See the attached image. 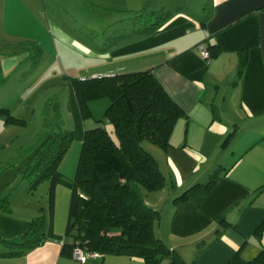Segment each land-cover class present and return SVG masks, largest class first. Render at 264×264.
I'll return each instance as SVG.
<instances>
[{"label":"crops","instance_id":"crops-1","mask_svg":"<svg viewBox=\"0 0 264 264\" xmlns=\"http://www.w3.org/2000/svg\"><path fill=\"white\" fill-rule=\"evenodd\" d=\"M212 1L208 14L205 9L193 15L179 8L171 11L172 19L154 33L144 36L135 30L136 34L131 35L129 29L122 30L121 34H125L122 39L109 42L100 50L98 40L93 45V41L89 43L71 35L58 20L44 18L39 0H0V47L5 48L0 52V104L1 109L9 110L13 117L21 119L22 112L29 108H34V114L38 113L37 103L27 101L26 106L14 107L4 104L1 97L11 93L12 90L7 92V89L12 86L14 75L22 69L25 73L29 67L26 57L21 63L18 61L19 50L27 48L26 42L39 47L46 33L52 34L60 44L75 48L82 59L94 64L93 68H85L91 75L113 76L134 72V69L152 70L186 112L174 129L171 147L156 146L158 148L151 151L162 172L170 181H175L176 187L169 184L160 191L145 194L144 198L150 207L161 212L154 227L156 236L168 247L179 250L188 264H228L241 248L243 258L249 261L264 249V235L262 242L255 236L264 222V189L258 194L264 187V0ZM116 36L114 34L112 39ZM200 44L209 52L210 46L217 45L221 53L207 60L197 50ZM241 50L248 52L243 77L238 75ZM29 69L36 70V74L44 71L41 63ZM60 69L66 76V69L63 66ZM73 107L76 120L83 125L76 96ZM18 130L0 116V144H16ZM231 133H235V137L224 147ZM83 134L81 128V137ZM22 143L25 148V141ZM43 143L36 150H40ZM24 156L21 162L0 174V200L11 198L9 208L0 205V238L4 240L24 236L32 221L39 217L36 204L14 199L20 195L27 198L31 193L22 194L15 189L16 192L10 194V190L19 185L20 173L33 162L36 152ZM218 169H222V175L226 172L227 175L202 204L195 201L174 204L177 196L196 184L207 183ZM222 215L227 216L233 227L214 241L217 219ZM210 242L213 243L209 245ZM201 244L207 247L200 252ZM6 250L8 248L0 242V253ZM63 250V241L54 239L24 255L0 256V264H81L73 259L72 253ZM142 262L107 255L92 258L86 264Z\"/></svg>","mask_w":264,"mask_h":264},{"label":"trees","instance_id":"trees-1","mask_svg":"<svg viewBox=\"0 0 264 264\" xmlns=\"http://www.w3.org/2000/svg\"><path fill=\"white\" fill-rule=\"evenodd\" d=\"M173 16L165 9L151 14L142 13L139 32L144 36L150 35ZM207 21H204V26ZM4 49L0 47V52ZM220 53L219 46H210L211 58ZM238 54V75L243 77L248 52L241 50ZM71 83L85 128L77 173L68 183L72 196L65 236L55 235L53 212L56 187L64 181L58 168L73 141V134L61 131L44 139L42 150L24 171V176L32 183L30 192L43 181L50 182L49 224L46 214L42 213L32 221L24 236L13 240L0 238L8 248L0 256L24 255L47 241L59 239L63 241V251L69 254L80 244L103 256H126L140 259L144 264H188L179 250L168 247L156 236L154 227L161 218V212L150 207L140 191L144 188L148 192H156L169 184L176 187L175 181H170L162 172L157 158L144 147V143L149 142L161 149L170 148L174 129L186 112L172 99L152 70L113 76L72 77ZM105 98L111 103L104 118L97 121L96 127H88L85 122L92 118L90 103ZM0 116L5 117L8 124L26 125L25 120L13 117L9 110L1 109ZM108 125H112L113 132ZM234 137L235 133H231L223 146L229 145ZM225 175L227 172L222 175V169L216 170L207 183L188 188L174 199V204L189 201L202 204ZM263 189L260 188L258 194ZM2 202H6V208L9 206L8 197L0 200L1 206ZM217 222L214 241L233 227L226 215L220 216ZM263 235L264 222L255 231L261 242ZM199 247L201 252L207 245ZM241 249L228 264H264V249L249 261L243 258Z\"/></svg>","mask_w":264,"mask_h":264},{"label":"rangeland","instance_id":"rangeland-1","mask_svg":"<svg viewBox=\"0 0 264 264\" xmlns=\"http://www.w3.org/2000/svg\"><path fill=\"white\" fill-rule=\"evenodd\" d=\"M212 3V0H39L44 18L47 19L48 16L49 19L58 20V23L71 35L88 40L89 43L93 41V45L98 40L97 46L100 50L106 48V44L113 41L112 36L114 34L118 35L114 41L122 39V30L127 31L129 29L131 35L136 34L135 30L139 31L142 25V13L151 14L161 9L174 12L180 8L179 10L197 15L205 8L206 14H208L209 10L212 9ZM35 30H37L36 27ZM92 35L94 36L93 40L90 39ZM40 41H42L39 44L41 47L32 44L33 42H26L27 48L25 49L27 51H24L25 49L19 50L18 61L21 63L26 57L30 62L25 71L27 75H24L23 69L19 74L14 75L15 80L12 86L7 89V92L11 89V93L1 97L4 104L10 103L14 107L15 105L26 106L27 101L37 103L38 113L34 114V108L22 112L21 115L25 118L22 117L21 119L26 121L27 126L12 125V128H16V130L19 128L18 131H20L16 135L17 143H10L9 146H4L6 143L0 144V174L9 166L21 162L25 157L24 155H31L33 152H36L37 155L42 150V148L36 150L41 145L40 143H45L54 133L71 132L73 141L58 168L64 181L59 182L56 187L53 212V231L56 236L63 237L67 229L72 196V189L68 183L74 180L77 173L84 137V134L82 137L80 135L81 128L83 133L85 128L84 123L80 125L74 114L75 93L71 78L72 76L76 78L95 77L85 69L88 66L93 68L94 64H91L88 59H82L83 56L75 48L60 44L52 38V34L46 33L45 38H41ZM39 48H42V51ZM40 63L44 71L36 74V70L29 69L32 68V65L36 66ZM97 63L98 61H96ZM99 64H105V62L99 61ZM62 66L67 71L66 76L64 70L60 69ZM134 71L137 70L134 69ZM53 72L57 76H54ZM110 103L111 101L107 98L90 103L92 118L85 124L88 127H96L97 121L104 118ZM33 114L36 115L34 118H32ZM108 129L113 132L112 125H108ZM44 139L46 140L44 141ZM23 140L25 141V148H22ZM144 147L150 151L153 148H158L149 142H145ZM20 174L22 177L20 183L16 188L10 190V194L16 190H20L19 192L22 194L24 191L31 193L27 198L20 195L14 199L22 202V198L24 202L36 204L35 209L38 213L36 215L40 217L42 213L46 214L49 224L50 182L43 181L37 189L30 192L32 184L30 179L24 176V172ZM140 191L144 196L149 194L144 188H140ZM8 200H11L9 196ZM5 203L2 202V205L4 206ZM142 264L144 263L142 262Z\"/></svg>","mask_w":264,"mask_h":264},{"label":"built area","instance_id":"built-area-1","mask_svg":"<svg viewBox=\"0 0 264 264\" xmlns=\"http://www.w3.org/2000/svg\"><path fill=\"white\" fill-rule=\"evenodd\" d=\"M197 50L201 53V55L205 59L209 60L211 58L210 52L203 46V44H200L197 47ZM101 256L102 255L100 253L95 251H90L87 248H83L80 244H77V246L72 251L73 259L81 264H86L88 260L92 258H99Z\"/></svg>","mask_w":264,"mask_h":264},{"label":"clouds","instance_id":"clouds-1","mask_svg":"<svg viewBox=\"0 0 264 264\" xmlns=\"http://www.w3.org/2000/svg\"><path fill=\"white\" fill-rule=\"evenodd\" d=\"M103 256V255H102Z\"/></svg>","mask_w":264,"mask_h":264}]
</instances>
